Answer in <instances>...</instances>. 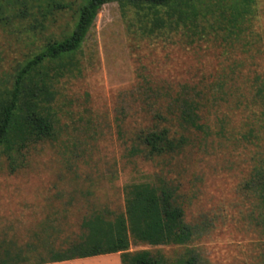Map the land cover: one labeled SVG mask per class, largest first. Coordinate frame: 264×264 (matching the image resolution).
Wrapping results in <instances>:
<instances>
[{"label":"rangeland","instance_id":"374dc122","mask_svg":"<svg viewBox=\"0 0 264 264\" xmlns=\"http://www.w3.org/2000/svg\"><path fill=\"white\" fill-rule=\"evenodd\" d=\"M85 2L0 0V83L10 86L20 63L68 35ZM72 62L62 76L44 68L55 83L54 135L0 151V264L62 253L85 219L125 212V188L137 183L174 188L194 236L130 251L176 260L193 249L204 264H264V209L250 186L264 167V108L254 99L264 0L108 2ZM179 94L203 98L212 133L186 132L180 153L137 151Z\"/></svg>","mask_w":264,"mask_h":264},{"label":"trees","instance_id":"16d2710c","mask_svg":"<svg viewBox=\"0 0 264 264\" xmlns=\"http://www.w3.org/2000/svg\"><path fill=\"white\" fill-rule=\"evenodd\" d=\"M112 1L122 0H86L79 8L74 29L68 35L49 40L40 51L20 63L10 86L0 83V151L8 154L21 152L29 144L54 135L51 110L55 83L44 68L51 64L57 72L55 77L62 76L73 65L72 57L82 47L101 7ZM128 1L167 5L172 0ZM239 14L237 9L234 22ZM254 88V99L264 108V77L258 75L255 78ZM171 103L165 110L159 109L156 127L142 131L139 139L144 148L136 147L137 151L146 150L151 156L180 153L191 143L186 132L212 133L202 97L179 94ZM254 132L251 129L249 136ZM250 186L257 192L264 209V167L255 168ZM125 202V212L112 220L100 215L85 219L82 224L84 233L78 240L68 243L62 253L38 262L119 252L122 264H204L193 249L176 260L167 258L160 251H130L132 244L186 245L192 241L194 228L186 221L185 210L178 203L174 188L165 184H130L125 188ZM1 264L13 263L3 261Z\"/></svg>","mask_w":264,"mask_h":264},{"label":"crops","instance_id":"0c3cea01","mask_svg":"<svg viewBox=\"0 0 264 264\" xmlns=\"http://www.w3.org/2000/svg\"><path fill=\"white\" fill-rule=\"evenodd\" d=\"M29 264H122L119 252L62 261L33 262Z\"/></svg>","mask_w":264,"mask_h":264}]
</instances>
